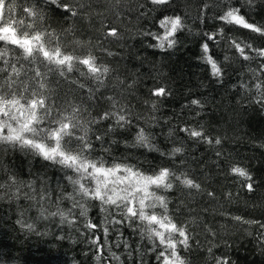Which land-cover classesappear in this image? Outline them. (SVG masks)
<instances>
[{"label":"trees","instance_id":"obj_1","mask_svg":"<svg viewBox=\"0 0 264 264\" xmlns=\"http://www.w3.org/2000/svg\"><path fill=\"white\" fill-rule=\"evenodd\" d=\"M15 3L17 16H22L21 6L34 4L41 11L39 26L59 38L53 45L58 42L62 51L76 56L91 53L98 66L107 67L101 83L79 64L63 75L39 59L16 65H23L29 78L34 69L41 72L54 115L75 106L86 124L96 121L87 124L91 158L130 165L146 175L161 169L174 174L172 187L156 194L165 198L166 214L188 234V247L177 246L185 264H264V56L258 55L264 35L220 19L238 8L248 23L264 28V0ZM176 17L183 27L168 38L175 41L171 47L165 41L160 48L157 37L166 32L161 21ZM112 29L115 36L108 35ZM29 83L35 86L34 80ZM160 88L164 94L155 95ZM117 111L126 122L101 119ZM141 129L147 146L136 142ZM235 167L250 179L234 173ZM68 175L73 173L27 149L0 144V264H161L162 248L158 242L154 246L140 221H130L114 206H105V212L99 201L82 200ZM185 179L199 188L184 185ZM69 194L87 207V219L96 228L84 226L85 217L66 198ZM32 195L36 200L28 198ZM57 206L73 224L61 223L59 215L38 219L41 207L47 215ZM152 211L165 214L159 206ZM33 223L35 229L29 230L26 225ZM97 238L100 248L93 243Z\"/></svg>","mask_w":264,"mask_h":264},{"label":"snow or ice","instance_id":"obj_2","mask_svg":"<svg viewBox=\"0 0 264 264\" xmlns=\"http://www.w3.org/2000/svg\"><path fill=\"white\" fill-rule=\"evenodd\" d=\"M152 2L163 4L166 0H152ZM63 7L73 16L76 15L74 8L69 5ZM16 8L15 0H0V42L4 45L0 47V64H2L0 74H6L0 77V144L27 149L69 170L73 175H68L66 178L73 186L74 193L82 200L99 201L101 210L105 212L108 211L105 206H114L130 221H140L154 246H157L158 242V246L162 248L158 254L161 264H185L177 251V246L188 247V234L183 226L178 227L166 214L167 202L163 196L156 194V190L160 188L172 187L170 176L174 174L168 169H161L158 173L146 175L130 165L115 162L107 165L103 159L91 158L92 144L88 139L87 124L96 121H88L86 124L81 119V109L75 106L71 111L57 110L54 115L53 105L43 93L47 85L41 72L34 69L33 77L29 78L23 65L20 67L16 65L21 59L33 64L39 59L46 67L54 66L63 75L65 71L71 72L74 66L79 64L85 66L88 74L101 83L102 76L108 72L107 67L98 66L96 58L91 53L83 57L76 56L62 51L58 42L53 45V42L58 41L59 38L39 26L43 21V15L34 4L21 6L22 16L16 15ZM220 19L226 24L240 26L264 35V28L248 23L244 16L239 14L238 8H230ZM161 27H164L166 32L163 37H157L160 40L158 46L164 48L166 41L168 47H171L175 41L168 38L174 36L177 30L183 27L181 19L165 18L161 21ZM108 35L115 36L116 30H110ZM233 44L240 54L244 55V48L235 41ZM207 50L208 46L205 44L204 51ZM258 55L264 56V50L259 51ZM244 58L249 57L244 55ZM206 59L211 65L213 74L219 76L220 69L215 61L210 56ZM22 75L26 79H21ZM29 80L35 81L34 87L30 85ZM260 87L259 84L256 85L258 90ZM164 91L160 88L155 95H163ZM110 116L115 118L117 124L126 122V116L118 111L105 113L101 119ZM190 135L199 137L202 136V132L191 131ZM97 139L100 137L97 136ZM136 142L141 146L148 144V138L142 129L136 137ZM179 151V148L175 149V152ZM232 171L250 179L242 168L235 167ZM12 182L15 183L14 178ZM183 183L188 187L199 188V185L190 179H185ZM247 187L251 190L252 185L249 183ZM28 198L36 200L35 195ZM45 198L43 195L40 196L41 200ZM66 198L73 201V208L80 207L79 215L85 217L86 228L97 227L87 219L88 209L76 200L75 195L69 194ZM157 206L165 209V214L158 215L152 211ZM46 212L47 209L41 207L38 219L47 220L59 215L61 223L65 221L70 225L74 223L73 220H68V214L60 211L58 206L57 211L45 215ZM19 222L24 226L23 221ZM26 227L34 230L35 224H28ZM104 232L106 235L107 228ZM93 243L97 244L98 248L101 247L99 238ZM114 258L118 259L115 256ZM223 264H227V261Z\"/></svg>","mask_w":264,"mask_h":264}]
</instances>
